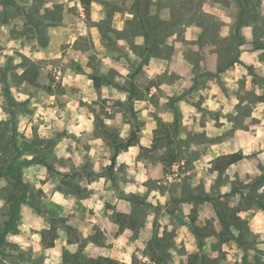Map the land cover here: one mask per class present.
<instances>
[{"label":"rangeland","instance_id":"obj_1","mask_svg":"<svg viewBox=\"0 0 264 264\" xmlns=\"http://www.w3.org/2000/svg\"><path fill=\"white\" fill-rule=\"evenodd\" d=\"M107 1L112 4L96 0L88 15L80 0H0V115L7 117L0 119V231L20 201L16 227L0 242V264H73L75 254L82 264L98 257L157 264L152 252L165 257L163 264H177V257L178 264H189L197 253L211 260L207 264H264V209L258 205L264 203V136L257 138L258 130L264 132V110L253 115L264 104V0ZM225 29L227 35H221ZM91 77H100L102 88L96 89ZM117 93L126 99L114 98ZM209 99L220 107H207ZM222 100L232 111H223ZM73 102L74 110L68 108ZM49 112L53 115L45 120ZM79 115L92 118L91 133L68 131L79 128L74 119ZM169 115L172 119L165 120ZM101 122L124 143L136 137L114 165L115 148L97 128ZM210 122L224 131L210 135ZM125 124L129 134L122 137ZM41 127L51 135L42 137ZM97 139L102 143H91ZM65 141L69 155L58 156ZM237 152L246 158L235 171L215 170L218 157ZM129 154L136 155L137 167L120 161ZM209 155L213 159L205 161ZM35 159L45 165L26 164ZM140 163L160 164L163 173L140 180ZM213 172L215 180L206 188ZM128 186L137 191L126 192ZM223 187L230 190L222 192ZM56 193L67 203H57ZM160 197H166L163 203ZM225 209L243 220L231 233L217 214ZM195 227L202 229V245ZM17 236L27 247L9 239ZM189 243L195 245L191 252Z\"/></svg>","mask_w":264,"mask_h":264},{"label":"clouds","instance_id":"obj_2","mask_svg":"<svg viewBox=\"0 0 264 264\" xmlns=\"http://www.w3.org/2000/svg\"><path fill=\"white\" fill-rule=\"evenodd\" d=\"M51 6H52L51 4L46 5V7H51ZM94 7H95V5H94ZM204 11H209V8H208L207 5L204 6ZM222 18H224V17H222ZM93 19H97V17L95 16V14H93ZM116 27H117V28H121L122 26L118 24V25H116ZM5 31H7V30L5 29ZM93 31H95V30H93ZM221 35H227V30L225 29L224 32L221 33ZM190 38H191V37H190ZM135 42H136L137 44H141V43L143 42V38L141 37L140 39H137ZM170 42H171V41H170ZM119 43L123 45V44H125V41H124V40H120ZM17 46H18V45H17ZM9 47H11V45H9ZM33 58L35 59V57H33ZM15 62H16V63H19L20 61L17 59ZM104 63H105V64H108L109 61H108V60H105ZM241 71H242V69H241ZM125 75H127V72H125ZM58 78H59V77H58ZM68 79L70 80L71 77L69 76ZM76 79L79 80L80 77L77 76ZM225 79H227V77H225ZM249 79H251V78H249ZM65 82L67 83L68 81L66 80ZM87 83H88V84H91L92 81L89 80V81H87ZM229 86H230V87H236V85H235L233 82H231V81L229 82ZM86 90H87V89H86ZM13 91H15V89H13ZM152 91L155 92L156 89L153 88ZM212 91H213V92H218L219 89L216 88V87H213ZM91 98H92V99H95V98H96L94 92L91 93ZM114 98H119L120 100L123 101V100L126 99V96L117 93V94H116V97H114ZM18 99H19V100H24V99H27V97H26V96H19ZM54 99H55V97L50 98V100H54ZM90 102H91V100H89V103H90ZM222 102L225 104V107L223 108V111H224L225 113H228L229 111H232V107L229 106V105L227 104L226 101H223V100H222ZM232 102H233V104L238 103V101L236 100L235 97H233V101H232ZM162 103H163V101H162ZM74 106H75V102H73V103H69V104H68V108H69V109H73V110H74ZM141 106H142L141 104H139V103L137 104V107H141ZM206 106L209 107V108H211L212 110H215V109H218V108L220 107V104H218V103H216L215 101L209 99V100L207 101V103H206ZM184 110H185V112H191V113H194V112L196 111L194 108H188V107H185ZM261 110H264V104H261V105L259 106V108L257 109V111L253 112V115H254V116H257V115L259 114V111H261ZM81 111H82V112H86L87 110H86V109H82ZM43 112H44V110H43V108H41V109H40V112H37L36 115H37V116H40L41 113H43ZM51 115H53V113H51V112L46 113V114H44L43 118H44L45 120H47V118H48L49 116H51ZM62 115H63V113H62ZM88 115L91 116L90 113H89ZM143 116L146 117V116H147V112L143 113ZM164 118H165V120H169V121L172 119V117H171L170 115H169V116H165ZM0 119H7V117L4 116V115H0ZM74 119H78V120L80 121V126H79V128H77V127H75V126H69V128H68V131H69V132L75 133L77 136H80V134H81V129H86L89 133L92 132V130H93L92 118H91V119H85V116H84V115H79V116H74ZM117 120H119V119H117ZM187 122H188V123H191V121H187ZM107 123L111 124V123H113V122L109 120V121H107ZM223 123L225 124V126H226L227 128H231V124H228L227 121H223ZM50 127H51V125H49V128H50ZM152 127H155V125L153 124ZM262 127H264V125H262ZM208 128H209V129H212V132L209 133L210 135L213 134V133H215V132H217V131H219V132H223V131H224V129H220V130H215V129H213V123H211V122L208 124ZM21 131H23V127H21ZM149 131H151V129H149ZM258 133H259V135H258V137H257L258 139H259L260 136H264V132H261V131L258 130ZM40 134H41L42 137H47V136H50V135H51V132L48 131V130H46L44 127H41V129H40ZM128 134H129V125L125 124V125L123 126V130H122V132H121V136H122V137H127ZM238 135H239V133H238ZM68 143H69L68 141H65L64 143L58 145V148H57V155H58V156H67V155H69L68 153H66V152L64 151V148L67 146ZM91 143H94V144H96V145H99V144L102 143V141L99 140V139H97V140H95V141H91ZM141 143L144 144L145 146H149V141H147V140H142ZM261 146L264 147V143H262ZM75 147H76V145L73 143V148L75 149ZM137 151H138V150H137L136 148H132V149H131V152H132V153H136ZM93 154H95V150L93 151ZM216 154L219 155V152H217ZM119 159H120V161L128 160L127 156H123V155H122ZM211 159H213V156H212V155H209V156L205 157V161H208V160H211ZM261 159L264 160V156H261ZM77 162H78V163L80 162V158H79V156H77ZM110 162H111L110 160H106L104 163L107 165V164H109ZM131 162H132V161L128 160V163H131ZM142 167H143V166L141 165V168H142ZM207 167H211V165L208 164ZM236 167H237L236 165H233L231 168H229V169H228V174L230 175L233 171H235ZM97 168H99L98 165H97ZM244 170H245V171H251L252 169H250V168H245ZM32 171H34V170H32ZM61 171H66V169H62ZM243 176H244V172L242 171V172H241V178H243ZM215 177H216V173L213 172V174L211 175V177L207 178V185H206V188H207L208 185H211V184L213 183V181L215 180ZM41 178H43L42 175H41ZM137 178L140 179V180H144V179H146L147 177H145V176L143 175V172H141L140 176L137 177ZM169 179H171V177H169ZM100 183L102 184L103 181H101ZM99 186H100V185H98V184L90 185V187H97V188H98ZM37 187H40V185L37 184ZM45 190L47 191V189H45ZM229 190H230L229 187H223V188L221 189L222 192H228ZM134 191H137V189H136L134 186H128V187L126 188V192H134ZM139 191H140L141 193H143V192L145 191V189H144V188H140ZM260 191L264 192V188L260 189ZM152 196H157V197H159V193H158V192H153V193H152ZM152 196L149 197V200H150L153 204H155L156 201H155V200H152ZM53 199H54L57 203H60V202L67 203V201H63V198H62V196H61L60 193H56L55 196L53 197ZM93 199H95V197H93ZM165 199H166V197H160L161 203H163ZM0 204H3V201H2V200H0ZM240 215L243 216L244 214L241 213ZM148 219H149V221H151L152 217L150 216ZM258 221H259V218H258ZM162 223H167V221H166V220H165V221H162ZM33 226L39 227L40 224H36V225H33ZM150 227H151V224H149V228H150ZM169 230H171V228H170ZM257 230H260V229H257ZM185 231H187V230L185 229ZM85 233L87 234V230L85 231ZM61 236H63V233H61ZM149 237H150V234H149V233H145V234L142 235V239H145V240L149 239ZM9 239H11V240H15V241H19V243H21L22 246L27 247V245L24 244V241L21 239V237H18V236H17V237H9ZM34 239H38V237H36V238H34ZM180 239H183V236H182V235L176 240L177 245H179ZM262 239H264V237H262ZM88 247H89V248H92V245L90 244ZM194 247H195L194 244H192V243H189V244H188V250H189L190 252L194 249ZM260 247H261V248H264V244L260 245ZM72 250L74 251L75 249L73 248ZM37 251H38V249H37ZM131 251H132V249L129 248V252H131ZM137 255L139 256V253H137ZM173 255L175 256V252H173ZM141 259H145V260H146L147 257H141ZM179 259H180V257H177V264H178V262H179ZM184 259L186 260L187 258L184 257ZM231 259H232V257L229 256V260H231Z\"/></svg>","mask_w":264,"mask_h":264},{"label":"trees","instance_id":"obj_3","mask_svg":"<svg viewBox=\"0 0 264 264\" xmlns=\"http://www.w3.org/2000/svg\"><path fill=\"white\" fill-rule=\"evenodd\" d=\"M80 1H81L82 5L84 6L87 14L90 15L92 3L96 0H80ZM101 3L106 5V6H109L112 4V2H109L107 0H101ZM137 7H138L137 8L138 11L136 12V16H137V19L140 21V20H142V15H141L140 10H139L141 8V6L139 4H137ZM148 39H149V35L146 38L147 42L149 41ZM91 80L93 81L96 89L102 88L103 83H102V80L100 77H91ZM97 128L101 131V133L103 134V136L105 138L112 139L113 146L115 148V154H114L113 159H112V165H114L116 163V156L118 155V153L121 150H126L129 147L133 146L136 137H130L126 141V143H124V141L120 138V136L117 135L115 132H113L111 129H109L103 122H101L97 126ZM245 158H246V156L242 152H237V153H232V154L220 156L215 160V162L218 163V165L215 167V170L217 172H219L220 174L224 173L225 171H227L228 168H230L231 166L243 161ZM31 163H37V164L45 165L43 162L36 160V159L26 162V164H31ZM15 178L17 179V181L21 185H23L25 187V184L23 183L21 178H19L17 176ZM205 201H210V200L208 198H206ZM19 204H20V201H17L14 204L13 209H12V217H11L10 221L8 223H6L5 227L0 231V242H2L5 239L6 235L10 231H13L14 228L16 227L15 223L19 217ZM258 205L260 208L264 209V203L263 202H259ZM227 211H228L227 209H225L223 212L218 211L217 214H218L220 223H221L225 233H231L230 228L231 227H235V228L241 227V225H239V224L240 223L243 224V220L236 215L235 216H233V215L229 216ZM117 217H122V216L118 215ZM195 235L197 238H199V240L201 241L200 244L202 245L203 244L202 240L205 239L203 232H202V229L199 227H195ZM213 235H218L221 237L222 233L215 232ZM43 240L45 241V238H43ZM153 243L150 244V246H152V245L154 246ZM78 244H80V243L78 242ZM48 245H49V247H53V242L52 243L50 242ZM152 250L153 249H151V251ZM71 257H73V259H74L73 264H82V262L80 261L81 257L78 256V254L71 255ZM150 259H151V261H153L157 264L166 263L165 257L162 254H160L159 252L158 253L152 252L150 254ZM89 262H90V264H119L115 260H113L111 258H106V257H98V258H96V260L90 259ZM207 262H211V260L209 258H207L206 256H201L199 253L194 254L189 259V264H207ZM136 263H137V260L134 259L133 264H136Z\"/></svg>","mask_w":264,"mask_h":264},{"label":"crops","instance_id":"obj_4","mask_svg":"<svg viewBox=\"0 0 264 264\" xmlns=\"http://www.w3.org/2000/svg\"><path fill=\"white\" fill-rule=\"evenodd\" d=\"M95 2V1H94ZM94 2L92 3V5L94 4ZM136 157V155H134V154H129V156H128V160H130V161H132L131 163H128V165H132V166H130V167H137L135 164H134V162H135V158ZM141 165L143 166L142 168H141ZM138 168L141 170V172H143V174H144V176L145 177H147L146 179H144V180H147V181H149V180H153V179H157L156 178V176L158 177H160L161 175H162V173H163V168H162V165H147V164H138ZM156 175V176H155Z\"/></svg>","mask_w":264,"mask_h":264}]
</instances>
